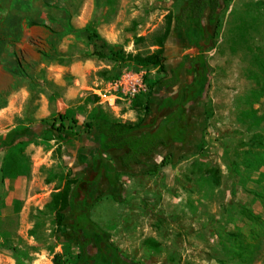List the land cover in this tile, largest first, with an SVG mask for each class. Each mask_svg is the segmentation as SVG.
I'll use <instances>...</instances> for the list:
<instances>
[{"label": "rangeland", "instance_id": "1", "mask_svg": "<svg viewBox=\"0 0 264 264\" xmlns=\"http://www.w3.org/2000/svg\"><path fill=\"white\" fill-rule=\"evenodd\" d=\"M47 4L32 0L33 24L42 23L43 10L55 12L56 5ZM180 4L90 0L83 7L76 0L71 10L89 20L80 30L86 39L77 41L95 61V89L120 68L140 64L161 44L163 69L141 64L146 78L159 82L183 63L180 83L151 89L117 110L102 104L93 90L77 117L63 123V131L57 130L61 119L56 116L12 151L0 129V148L6 151L0 153V264H81L76 255L83 237L71 233L78 211L72 205L62 210L66 227L55 222L57 194L65 188L76 205L85 206L79 212L88 210L132 262L264 264V0H225L216 34L202 51L206 88L185 106V143L160 147L127 170L118 163L121 150L98 155L86 133V124L98 115L158 121L167 114L157 111L161 97L192 82L185 67L197 47L173 31ZM6 15H11V0H0V41L5 42ZM105 169L111 170L110 180ZM7 177L24 182L10 193Z\"/></svg>", "mask_w": 264, "mask_h": 264}, {"label": "crops", "instance_id": "2", "mask_svg": "<svg viewBox=\"0 0 264 264\" xmlns=\"http://www.w3.org/2000/svg\"><path fill=\"white\" fill-rule=\"evenodd\" d=\"M77 1L83 7L90 2ZM45 2L46 8L56 5V10H43L41 24H33L32 0H11V15L2 18L7 21L1 31L7 41H0V129L10 142L8 151L39 135L47 129L46 121L56 116L65 115L63 123L77 117L80 106L96 90L95 61L77 41L86 39L80 30L89 20L71 10L76 0ZM0 153L6 151L0 148ZM14 161L11 158V166ZM4 182L11 193L24 180L7 177Z\"/></svg>", "mask_w": 264, "mask_h": 264}, {"label": "trees", "instance_id": "3", "mask_svg": "<svg viewBox=\"0 0 264 264\" xmlns=\"http://www.w3.org/2000/svg\"><path fill=\"white\" fill-rule=\"evenodd\" d=\"M225 8V0H181L177 13L173 17V31L185 36L188 43L197 47L201 41L207 44L214 38L219 24L220 14ZM161 48L153 55L139 59L137 65L152 64L163 69L160 55L163 52ZM203 48H200L199 57L192 55L191 62L185 70L188 75L193 76L191 83L179 88L171 95L161 97L157 111L167 110V114L158 121L147 122L142 120L138 122H129L123 120H110L102 115H98L86 125V133L90 143H93L95 152L102 155L103 152L112 148L121 150L118 156L119 166L124 169H130L133 165L142 163V158H149L160 147H167L170 144H183L189 138V126L183 122L185 106L197 97H200L207 84L205 75V62L202 58ZM184 64L179 63L171 70L169 77L159 82H148L149 92L151 89L165 90L168 87L180 83L179 69ZM149 103L145 104L147 114L150 111ZM61 128H65L63 120L65 117L60 115ZM86 147V146H85ZM15 166V161L12 167ZM115 169V166H110ZM107 178L111 170L105 169ZM2 171L4 168L2 167ZM115 179V178H114ZM113 181H110L114 185ZM57 198V210L55 212V222L60 227H66V216L62 210L70 205L76 208L73 230L71 233L75 237H83L80 242V251L76 255L78 263L81 264H142L132 262L122 255L120 250L111 244L108 235L97 224H95L88 214V210L80 213L81 208L85 206L76 205L74 196L69 192V188L63 189ZM58 264V263H57Z\"/></svg>", "mask_w": 264, "mask_h": 264}, {"label": "built area", "instance_id": "4", "mask_svg": "<svg viewBox=\"0 0 264 264\" xmlns=\"http://www.w3.org/2000/svg\"><path fill=\"white\" fill-rule=\"evenodd\" d=\"M146 69L131 63L118 70L111 78L104 80L94 94L110 109L117 110L122 105L132 104L138 97L149 92Z\"/></svg>", "mask_w": 264, "mask_h": 264}, {"label": "flooded vegetation", "instance_id": "5", "mask_svg": "<svg viewBox=\"0 0 264 264\" xmlns=\"http://www.w3.org/2000/svg\"><path fill=\"white\" fill-rule=\"evenodd\" d=\"M206 45H207V43H206L205 41H201V42L198 44V46H197V48L199 49V51H198L197 53H194L193 55H194L195 57H199V55H200V48H204ZM201 55H202V53H201Z\"/></svg>", "mask_w": 264, "mask_h": 264}, {"label": "water", "instance_id": "6", "mask_svg": "<svg viewBox=\"0 0 264 264\" xmlns=\"http://www.w3.org/2000/svg\"><path fill=\"white\" fill-rule=\"evenodd\" d=\"M198 51H199V49H198V48H196V49H195V53H197Z\"/></svg>", "mask_w": 264, "mask_h": 264}]
</instances>
